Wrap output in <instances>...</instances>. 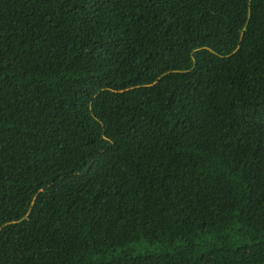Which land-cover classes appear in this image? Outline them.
Returning <instances> with one entry per match:
<instances>
[{
    "label": "trees",
    "instance_id": "trees-1",
    "mask_svg": "<svg viewBox=\"0 0 264 264\" xmlns=\"http://www.w3.org/2000/svg\"><path fill=\"white\" fill-rule=\"evenodd\" d=\"M5 223L0 264H264V0H0Z\"/></svg>",
    "mask_w": 264,
    "mask_h": 264
},
{
    "label": "clouds",
    "instance_id": "clouds-1",
    "mask_svg": "<svg viewBox=\"0 0 264 264\" xmlns=\"http://www.w3.org/2000/svg\"><path fill=\"white\" fill-rule=\"evenodd\" d=\"M104 90H107V91H110V92H116V91L108 90V89H104ZM6 225H9V224L5 223V224L1 225V226H0V231H1V229H2L4 226H6Z\"/></svg>",
    "mask_w": 264,
    "mask_h": 264
}]
</instances>
